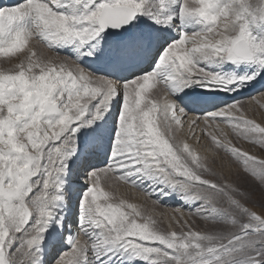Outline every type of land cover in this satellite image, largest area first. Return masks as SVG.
I'll return each mask as SVG.
<instances>
[{
	"label": "snow or ice",
	"instance_id": "1",
	"mask_svg": "<svg viewBox=\"0 0 264 264\" xmlns=\"http://www.w3.org/2000/svg\"><path fill=\"white\" fill-rule=\"evenodd\" d=\"M0 57V264H264V159L221 127L264 149V0H0Z\"/></svg>",
	"mask_w": 264,
	"mask_h": 264
},
{
	"label": "rangeland",
	"instance_id": "2",
	"mask_svg": "<svg viewBox=\"0 0 264 264\" xmlns=\"http://www.w3.org/2000/svg\"><path fill=\"white\" fill-rule=\"evenodd\" d=\"M249 1L252 2V4H256L258 2V0H253V1L249 0ZM38 49L41 50V51L46 52L48 55H51V56H55L56 55V52L55 51H51L50 52L46 48H44L42 45L38 46ZM64 55H65V53L60 52V56H64ZM6 60H7V58L0 57V68H6V67H9L10 66L6 62ZM162 88H163V86L161 85L160 90ZM157 94H160V93L158 92ZM255 94H252V95H255L257 97V99L261 101V103L260 104L252 103L251 104V109H248V110H247V107L249 105L246 104L247 115H248L249 118L255 119L259 123H264V98L260 97L258 93H255ZM221 127L223 129H225L224 131L228 133L229 138H231L232 141H233V143H235L238 147H241L244 150L249 151L251 154L258 156L261 159H264V149H261V148H259L256 145H253V144H251L249 142H246L243 139L237 138L235 136V134L232 133L231 130L229 128H227L225 125L222 124ZM221 139H223V137H221ZM210 144L211 143L209 141V144L204 149V152L201 153V154L202 155L209 156L210 163H211L212 162L213 149H212V146H210ZM210 151H211L212 154H210ZM212 167H214L216 169V171H218V172L223 171L224 174H226V176H229L230 175V179H232L236 183L242 184L243 186H245L247 188L254 189L255 195H254L253 199L254 200H258L259 199V197H260V188H259V185L250 176L245 175L241 171V167L242 166L239 163L234 162L228 155H226L225 153H223L222 151H220L216 155L215 162L212 163ZM237 173H239V175H237ZM121 186L122 187L124 186V188H128L127 194L126 193L123 194V196L125 198L129 199L131 202L143 204V205H145V207H146L147 210L152 211V208H153V206H152V200L155 199V197H151V198L146 197L138 189L132 188L129 185H127V186L126 185H121ZM119 195H121V191H119ZM163 204L156 206V208H155V214H156V218L158 220H162L163 221V223H162L161 226L162 227H167L168 221H167L166 216L165 217H161L159 214L160 213H165V212H166V214H171V210L173 208H175V207H180V205L175 200H172V202H171V200H166V201H164ZM249 206L250 207H253L254 205L252 203H250ZM167 208H168V210H167ZM182 210L187 215L188 209L187 208H182ZM256 210H259V209L257 208ZM208 224H209V226H208ZM211 225L213 227H211ZM197 226L201 230H206V231H215L216 229L217 230H228V226L222 225V224H214L211 221L198 220L197 221ZM210 229H214V230H210Z\"/></svg>",
	"mask_w": 264,
	"mask_h": 264
},
{
	"label": "bare ground",
	"instance_id": "3",
	"mask_svg": "<svg viewBox=\"0 0 264 264\" xmlns=\"http://www.w3.org/2000/svg\"><path fill=\"white\" fill-rule=\"evenodd\" d=\"M251 1H253V0H251ZM248 2H250L249 0H248ZM250 3H252V2H250ZM64 53V52H63ZM66 54V53H65ZM259 86L257 85V88H258ZM163 89V88H162ZM162 89L160 90L161 92H162ZM160 91H159V93H160ZM253 92V93H252ZM255 93H258V92H256V91H254V90H252V89H249L248 90V92L247 93H245V96H248V95H252V94H255ZM256 95V94H255ZM249 107V108H248ZM247 107V110L248 109H251V104L249 105ZM250 112V111H249ZM202 126V125H201ZM221 126H222V124H221ZM211 130V129H210ZM225 130V129H224ZM197 133L199 134V127L197 128ZM189 143H194V141H192V140H189ZM209 144V139L205 136V137H203V139H202V143H200V144H197V145H195L197 148H198V150L200 151V153H203L204 152V149L207 147V145ZM210 146H212L211 144H210ZM208 149V148H207ZM211 150V149H210ZM210 154H212L211 153V151H210ZM216 157V156H215ZM219 157V156H218ZM226 158V157H225ZM227 159V158H226ZM223 160V159H222ZM221 162V161H220ZM229 163V162H228ZM226 175V174H225ZM235 182V181H234ZM127 186V185H126ZM129 187V186H128ZM127 190H128V188H124V186L122 187V186H120V188H119V191H121V195H123L124 193H126L127 194ZM133 191V190H132ZM78 193H79V185L78 184H73V198H72V202L69 204V209H68V211H72V210H74V205H75V199H76V196L78 195ZM171 202H172V200H171ZM164 203V202H163ZM166 204V203H165ZM169 204V203H168ZM172 204V203H171ZM164 205V204H163ZM173 206V205H172ZM167 207V206H166ZM170 209V208H169ZM164 210V209H163ZM167 210H168V208H167ZM166 213V212H165ZM208 226H209V224H208ZM211 227H213L212 225H211ZM209 228V227H208ZM219 229V228H218ZM209 230V229H208ZM210 230H214V229H210ZM217 230V229H216Z\"/></svg>",
	"mask_w": 264,
	"mask_h": 264
}]
</instances>
